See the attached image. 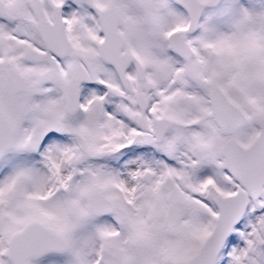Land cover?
Listing matches in <instances>:
<instances>
[{
	"label": "snow or ice",
	"instance_id": "1",
	"mask_svg": "<svg viewBox=\"0 0 264 264\" xmlns=\"http://www.w3.org/2000/svg\"><path fill=\"white\" fill-rule=\"evenodd\" d=\"M0 264H264V0H0Z\"/></svg>",
	"mask_w": 264,
	"mask_h": 264
}]
</instances>
